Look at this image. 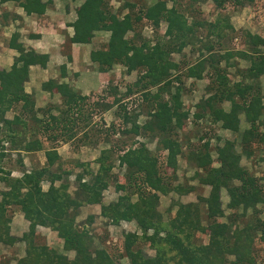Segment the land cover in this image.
Returning <instances> with one entry per match:
<instances>
[{
    "label": "trees",
    "instance_id": "trees-1",
    "mask_svg": "<svg viewBox=\"0 0 264 264\" xmlns=\"http://www.w3.org/2000/svg\"><path fill=\"white\" fill-rule=\"evenodd\" d=\"M10 1L28 15L42 14L48 4L42 0H0V4ZM206 1H211L220 11L213 21L197 15L201 12L198 4ZM256 2L186 0L182 7L178 0H173L170 6L166 0H157L149 6L136 8L135 2L125 0L119 11H127L120 16L111 10L109 0H82L75 9L76 17L71 23L73 34L68 41L89 43L95 32H108L105 46L90 51V61L100 72H108L118 64L126 73L136 71L138 76L123 92L109 81L91 103L89 96L73 91L68 84L47 80L42 83V89L49 92L55 89L61 101L46 110L40 109V112L46 111V122L35 117L34 99L25 91L24 84L30 66L45 67L48 54L25 47L18 41L17 33L10 36L8 46L16 51V56L9 69L0 68V182L7 186L0 189V244L24 243V255L16 257L15 264H119L120 259H114L104 247L94 244L93 235L86 228L92 222L91 215L82 223L86 226L76 222L79 207L84 203H100L102 192L110 184L125 194L108 204L100 203L101 216L113 225L134 220L139 230L123 235L120 258H127L129 264H256L255 237L259 236L264 243V221L259 217L258 208V205L264 207V171L257 177L239 161L242 154L249 157L254 148H264V87L261 81L264 36L246 32L244 49H231L235 32L226 13V8L235 9ZM162 22L165 23L163 33L159 30ZM142 23L153 28L152 38L141 35L139 25ZM129 31L131 37H127ZM197 43L198 49L195 48ZM188 46L192 52L197 50L198 56L184 66L181 73L180 63L172 56ZM69 55L68 59L71 58ZM233 56L249 63L243 69H236L237 74L233 77H239L235 81H231L227 70L233 64ZM222 62L226 65H221ZM204 75L208 78L207 96L195 105L194 119L209 116L213 123H220L221 128L230 130L235 137L225 138L221 146L214 148L217 166L212 165L214 159L210 151L213 147L205 136L200 137L204 140L201 144L194 148L190 146L186 160L201 169L195 171L193 178H197L200 185H210L209 194L207 197L197 195L195 202L172 200L169 216L164 219L158 208L160 195L168 192L184 195L195 190L192 185L175 183L178 156L183 153L182 143L175 133L184 128L189 114L188 110L182 109L181 77L201 79ZM134 95L137 97L133 99ZM224 101L229 102V111L223 109ZM19 103L20 112L12 119L7 118V113ZM85 104L90 110L87 113H84ZM144 104L148 118L141 123L138 108ZM51 108L58 112L57 115L51 114ZM112 108H115L114 116L119 123L111 122L106 128L109 133H121L130 140L111 143L108 129L102 127L103 120L92 119L93 113H104ZM24 115L29 117L28 121ZM240 116L249 125L243 130H240ZM37 124L51 131L46 138L52 143L60 138L65 142L72 140L83 130L79 141L92 143L91 138L96 134L109 145L101 149L95 159L98 164L95 172L88 163L78 164L81 171L75 176L73 193L69 191L68 180L71 170L62 169L60 164L52 169L59 159L53 148L44 152L45 167L24 170L20 177L12 176L11 171L5 169L3 163L8 151L42 149L38 133L31 131L38 127ZM137 137L156 139L155 151L158 153L151 151ZM216 138L220 140L217 135ZM8 144V148L5 147ZM238 145L240 153L236 151ZM262 158L260 160H264ZM116 166L119 171L124 170V181H119L118 175L113 174ZM84 175H88L89 180H82ZM45 180L49 185L44 191L42 182ZM221 188H225L229 197L227 215L220 203ZM132 195L137 199L133 200ZM14 206L19 207L29 221L28 230L19 237L10 232L9 209ZM202 206L206 213L205 225L201 222ZM174 207L176 210L171 215ZM248 209L252 210L253 216L244 220ZM221 217H226V221L217 219ZM38 225L55 231L63 241V251H73V257L39 243ZM148 231L152 233L148 235ZM196 232L207 235V243L193 242ZM138 242H147L155 249V256L144 254L137 246Z\"/></svg>",
    "mask_w": 264,
    "mask_h": 264
},
{
    "label": "rangeland",
    "instance_id": "rangeland-1",
    "mask_svg": "<svg viewBox=\"0 0 264 264\" xmlns=\"http://www.w3.org/2000/svg\"><path fill=\"white\" fill-rule=\"evenodd\" d=\"M124 1L125 0H109V4L111 5V8H112L111 10L115 13L117 12L121 16L123 13L127 11V9H124L121 12L119 11V7L124 3ZM130 1L135 2L136 8H138L140 6H149L157 0H130ZM166 1H167L168 6H170L173 2V0H166ZM178 1L182 4V7L183 5L186 4V0H178ZM76 2H77L76 4H80L82 0H77ZM198 6L201 12L197 13V15H199L200 18L213 21L220 14V11L214 7L211 1L200 3L198 4ZM136 8L134 9V11L136 10ZM226 10H227L226 13H228V15L230 16V22L234 28L233 33L235 32V37L233 38V41L230 43L231 49H237V48L238 50L244 49V42H243L244 39L243 38L246 32L258 33L264 36V0H257V2L254 5L249 4V5H246L240 8H235V9L226 8ZM2 12L3 10L2 8H0V14ZM61 12H63V10ZM188 20L191 21L190 16H188ZM0 21H1V15H0ZM150 28L152 27H148V26L146 27V25L143 26V23L139 25V31L141 32V35L146 38L149 37L148 39L152 38L154 35L153 30L152 32H150L149 30ZM164 29H165V23L162 22L159 30L161 31V33H163ZM8 35L6 34L5 36L4 34L0 32V42H1V39L8 37ZM131 36H132V32L129 31L127 33V37H131ZM202 36H203L202 39L205 40L206 39L205 35L202 34ZM108 38H109L108 32H103V31L95 32L93 36V41H92V49L103 47V45L105 46ZM198 46H199V43L196 44L195 48L198 49ZM64 48H65V51L67 52L70 49L68 39L66 40V44ZM261 50L264 51V47L261 48ZM197 56H198L197 50L192 52L190 50V47L188 46V47H185L180 54H176V53L173 54L172 58L174 61L180 63L181 73H182L185 70L184 66H186L188 63L194 62ZM231 61L233 64L229 65L227 67V70L230 75L231 81H235L239 77V76H236L235 78L233 77L237 74L236 69H243L247 67L249 63L248 61L243 60L239 58L238 56H233L231 58ZM221 65H226V64L222 62ZM137 76H138V73L136 71H133L130 74H128L126 73L125 68L117 64V65H114L110 71L109 81H113L115 84H117L119 86L118 91L123 92L125 91L126 85H131L135 81ZM181 81L183 82V85H182L183 91L181 95L182 109L188 110L189 114L187 116L188 118L185 121L184 128L182 130H177L175 133L180 143H182L181 148L183 151V153L178 156V162H177L178 166H177V172H176L177 180L175 181V183L179 182L182 184L192 185L195 187V190H193L192 192L188 194H184V195H178L176 192H168L167 195H160L158 208H159V211L163 213L164 219H166L167 216H169L168 208L170 207L172 200H180L183 203L195 202L197 199L196 198L197 195H202L203 197H207L209 194L210 185H200L198 182V179L193 178L195 171L196 170L201 171V169L199 168L197 169L195 166H193V164H190L186 160V154L189 151L190 146H192V148L198 146L204 141V140H200V137L205 136L204 139H208L210 141L211 147H213V150L210 151L212 158L214 159V162L212 165L217 166L218 161L215 160L217 156V152L214 148L216 146H221L225 138L232 139L235 137L234 134L230 130L221 128L220 123H213L210 120L209 116L199 119V120H196L193 117V114L197 111V108L195 105L201 99L207 96V92L205 88L208 83L207 76L204 75L203 78L201 79L186 78L182 76ZM261 81L264 87V75L261 76ZM95 87H97V84L95 85ZM97 92L98 91H95L91 93L90 95H88L90 97V103L96 99ZM134 97H137V96L135 95L132 96L133 99ZM48 105H51L50 107H52V105L54 104H48ZM221 105L224 110L229 111V107H230L229 102L224 101ZM84 106L86 107V104ZM86 108L87 109L86 111H84V113H87V111H90L88 110L89 106H87ZM52 110L53 109L51 108L50 112ZM114 110L115 108H112L111 110L106 111L104 113H100V114L93 113L92 119L94 121H97V120L100 121V119H102L103 120L101 122L102 127L103 129L107 130L108 128L106 127H108V125L111 122H114L117 125L119 123L118 119L114 116L115 115ZM138 110H140V113H141L138 119H139V122L142 123L148 118L147 113H146L147 111L146 105L144 104L142 106H139ZM44 114H46V112ZM240 118H241L240 119V130H243L247 128L249 125L243 120L242 116H240ZM41 126L43 125L41 124ZM104 133L105 131L102 130L103 135ZM108 133H109V129H108ZM109 135L111 136L110 137L111 143H118V141L122 139L130 140L129 136H121V133H116V134L109 133ZM216 135L220 137V140H217ZM101 137L95 134V136L91 138L93 141L91 145H93L95 152L92 150L93 153L91 151L92 153L91 155L88 153L84 154L83 159H85V162H81L75 156L73 160L75 159V161H78L80 163L87 162L89 165L91 163H94L93 162L94 159L92 157L96 156L101 148L109 146L108 144L104 143L101 140ZM136 139L140 141L143 140V138H140V137H137ZM143 141L146 143V145L149 147L151 151H154V153H158L157 151H155V145L157 143L156 139H153V140L144 139ZM71 144L75 145L76 147L79 144V139L74 140L73 142H71ZM8 146L9 144L5 147H8ZM236 151L239 153L241 152V148L239 147V145L236 147ZM262 157H264V148L262 149L254 148L251 156L247 157L245 154H242L239 162H240V165L248 169L250 173L256 175L257 177H260L261 173H263L264 171V160H260V159H263ZM16 158H17L16 155L12 156L11 153H8L7 157L4 160L5 162L4 166L6 170H9V168L11 167L10 166L11 164H9L10 161ZM72 163L73 162H67L66 166L70 165L72 167H78L77 165L75 166L72 165ZM95 167H96V164H93L91 167V169H93L92 171L94 172L96 171ZM79 170L81 171V169ZM72 172L75 173L74 170H72ZM123 173H124V170L122 169L119 171V168L117 166L116 168L113 169V174L118 175L119 181H124ZM204 174L205 172H203V175ZM86 176H87V179L89 180L90 177L88 175ZM236 183L238 184V182ZM260 183H262V181H260ZM6 188L7 186L3 182H0V189H6ZM69 191L71 193L74 192L73 189H71L70 187H69ZM123 194H125V192L115 190L114 185L110 184V186L102 192L100 203L108 204L110 202L115 201L118 196L123 195ZM132 199L136 200L137 196L132 195ZM228 202H229L228 194L225 191V188H221L220 203H221L222 209L225 211V215L229 214V209L227 207ZM100 203L92 204L90 208L91 209L90 212H87L89 215L93 217L91 223H89L87 226L86 224L82 225V223L86 220L85 216L82 214L78 215L79 217L77 216L78 218H76V222L82 226H86V228L89 229V231L93 235L94 244L96 246L104 247L114 257V259L116 260L120 259L118 260L119 264H129V261L127 258L125 257L120 258L122 255L121 253H123V235L125 232L126 233L133 232V231L139 232V230L137 229V222L134 220L130 222L121 221L118 225H113L111 223H108L109 221L105 217L101 216ZM258 208L260 210L259 217L262 221H264V207L262 205H258ZM9 210H10V213H12L13 207H11ZM175 210H176L175 207L172 208L170 214L173 215ZM205 214H206L205 208L204 206H202L201 222L203 225L206 224ZM250 215L251 217L253 216L252 210L248 209L246 216L244 217V220H247ZM217 219L220 221H226V217H221ZM36 232H37V241L41 244L45 243L48 245V241L46 240V236H45L46 234L44 235V232H46L45 229L41 227H37ZM147 233L148 235H150L152 231H148ZM194 239L195 241L193 242L195 243L204 244V243H207L208 241L207 235L202 234L200 232H196V236ZM137 246L143 251L144 254L151 256V257L155 256V253H156L155 249L151 248L147 242L146 243L138 242ZM253 246H254L253 249L257 255L256 264H264V243L260 241L259 236L255 237ZM23 247H24V244L18 243V242L12 246H6L3 244H0V263L15 264L16 261L14 260V257H16V255H20L23 253L24 249H21ZM72 257H73V254H71L70 258ZM228 257L229 259H232L231 256H228Z\"/></svg>",
    "mask_w": 264,
    "mask_h": 264
},
{
    "label": "crops",
    "instance_id": "crops-1",
    "mask_svg": "<svg viewBox=\"0 0 264 264\" xmlns=\"http://www.w3.org/2000/svg\"><path fill=\"white\" fill-rule=\"evenodd\" d=\"M76 1L77 0H42V2L48 3L45 11L42 14L31 13L29 15L14 2L10 1L0 4V8L3 10L0 14V32L5 36L9 34L8 37L1 39L0 42V68L9 69L16 56V51L8 46V41L13 33L18 34V41L23 43L25 47H31L38 53L48 54V61L45 67L39 65L30 66L28 80L24 84L25 91L31 93L33 96L34 108L37 110L35 117L43 122L48 121V116L44 114L46 111L40 112V109L46 110L51 106L48 104L56 105L61 101L55 89H52L51 92L42 89L41 85L43 82L51 79L55 80L57 84L66 83L73 91L88 96L104 88L110 79L111 70L108 72H100L97 65L90 61L89 54L92 50L93 38L89 43L69 42L70 49L68 52L65 51L64 46L66 40H69L73 34L71 23L75 20V9L79 5L76 4ZM62 10L63 12H61ZM68 54H70V59H68ZM96 84L97 87H95ZM20 106L21 104L19 103L16 105L15 109L10 110V112L7 113V118L12 119L14 115L19 113ZM57 113L55 109L51 111L53 115H57ZM24 117L27 121L29 120V117L25 115ZM37 126L38 127L35 129H31V131H36L38 133L37 137L41 142L42 149L31 151L17 149L8 151L12 156H17L16 159H12L9 163L11 164L9 168L11 175L20 177L24 170L47 166L44 152L53 148L57 152L59 159L56 164L52 166V169H55L57 165L60 164L62 169L71 170L68 180L70 182V188L74 191L77 181L75 176L80 173L79 169H81V167L78 164L81 163L75 161V159L73 160V158L75 156L81 162H85L83 155L87 153L91 155L93 151L95 152L93 145H91L92 143L79 141L76 147L71 144V142L81 137L83 130L79 131L72 140L65 142L58 139L52 143L46 138L51 134V131L49 129L45 130L39 126V124H37ZM99 152L96 156L92 157L94 160L98 157ZM94 160V163H91L89 168L91 169L92 165L96 164V170L98 164ZM67 162H73L72 165H77L78 167L66 166ZM3 164H5V162ZM84 164H87V162ZM72 170H74L75 173H73ZM82 180H88L87 176L84 175ZM57 184L58 181L55 182V185ZM48 185V180H45L42 182V189L44 191L47 190ZM91 205L92 204L87 203L82 204L78 209L77 216L82 214L86 218L87 212L91 210ZM10 214L11 234L14 236H21L28 230L29 221L24 218L22 211L17 206L13 207V212ZM77 216L76 218L79 217ZM37 227L44 228L47 232H44V235L46 234L48 246L59 252L66 253L68 257L74 254L73 251H63V241L57 236L55 231L51 230L48 226L38 225L36 229ZM24 247L21 249H24ZM22 255H24V250L22 254L16 255V257ZM16 257H14V260Z\"/></svg>",
    "mask_w": 264,
    "mask_h": 264
},
{
    "label": "built area",
    "instance_id": "built-area-1",
    "mask_svg": "<svg viewBox=\"0 0 264 264\" xmlns=\"http://www.w3.org/2000/svg\"><path fill=\"white\" fill-rule=\"evenodd\" d=\"M146 27H147V26H146ZM149 30H150V32H152V30H153V29H152V28H150Z\"/></svg>",
    "mask_w": 264,
    "mask_h": 264
}]
</instances>
